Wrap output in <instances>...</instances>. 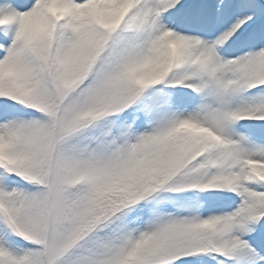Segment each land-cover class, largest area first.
<instances>
[{"label": "snow or ice", "instance_id": "obj_1", "mask_svg": "<svg viewBox=\"0 0 264 264\" xmlns=\"http://www.w3.org/2000/svg\"><path fill=\"white\" fill-rule=\"evenodd\" d=\"M0 264H264V0H0Z\"/></svg>", "mask_w": 264, "mask_h": 264}]
</instances>
